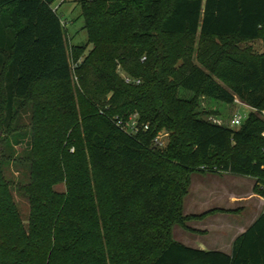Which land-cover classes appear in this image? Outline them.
Wrapping results in <instances>:
<instances>
[{
	"label": "trees",
	"instance_id": "16d2710c",
	"mask_svg": "<svg viewBox=\"0 0 264 264\" xmlns=\"http://www.w3.org/2000/svg\"><path fill=\"white\" fill-rule=\"evenodd\" d=\"M54 1L0 0V133L32 105L27 223L0 160V264H264V213L230 254L173 235L233 213H185L195 174L253 178L264 198V55L241 46L264 38V0H78L88 44L72 48ZM202 97L252 112L233 129ZM135 114L136 136L116 124Z\"/></svg>",
	"mask_w": 264,
	"mask_h": 264
},
{
	"label": "rangeland",
	"instance_id": "374dc122",
	"mask_svg": "<svg viewBox=\"0 0 264 264\" xmlns=\"http://www.w3.org/2000/svg\"><path fill=\"white\" fill-rule=\"evenodd\" d=\"M53 6L55 8L60 6L58 9V13L61 16L63 24L65 25L67 30L66 37L67 42L69 44V48H72L73 46L87 45L88 34L87 31L83 29L84 22L81 16L82 9L78 0H55ZM241 46H248L257 55H264V38L242 43ZM91 48L92 47L89 46L88 51ZM120 73L123 74L124 72L121 71ZM38 89L39 91H46V93H48L47 96L50 97L56 94L55 85L51 83L43 85L40 84L38 86ZM186 95L191 94L184 90L180 91L181 97ZM240 103L241 104L234 103L233 105H229L226 103L216 102L202 97L199 107V113L203 117L214 118L217 121H221L226 125H230L232 119L236 115L241 116L243 122H245L251 114L252 109L241 101ZM31 110V102L27 103V105L20 110V114L16 119L14 125L18 128L17 132L9 136L0 133V160L1 162H3L4 174L6 176L7 181L11 183L12 195L25 223H27L30 215V204L29 200L23 194L20 193V188L28 185L30 181V165L29 163L25 162V160L31 153V148L29 145L31 134ZM20 133H25V137L23 139V142H21L20 144H16V141L20 139ZM159 136L162 138V141H164L166 145L167 141L169 140L168 132L162 131ZM250 188V185L244 184L241 190L243 192H247L250 191ZM196 189L197 180H195L194 182V191ZM55 190L60 193L65 192V184L61 183L55 186ZM228 207L232 206L228 205ZM207 229H209V231H212L213 227L211 225H207ZM189 233V230L177 226L174 229V239L181 240L183 242H188L189 239L187 237L189 236ZM212 233H208L210 234L208 236L209 238H212Z\"/></svg>",
	"mask_w": 264,
	"mask_h": 264
},
{
	"label": "crops",
	"instance_id": "0c3cea01",
	"mask_svg": "<svg viewBox=\"0 0 264 264\" xmlns=\"http://www.w3.org/2000/svg\"><path fill=\"white\" fill-rule=\"evenodd\" d=\"M59 7L53 6L57 11ZM195 180L197 189L194 191ZM244 184L250 185V191L241 190ZM255 184L253 178L228 173L193 175L190 193L185 200L187 215L199 216L216 210L233 213L217 212L202 220L192 221L188 226L203 234L190 232L188 242L175 240L195 249L230 254L235 240L264 213V198L254 193ZM207 225H211L213 230L209 231ZM210 232H213L212 238L208 237Z\"/></svg>",
	"mask_w": 264,
	"mask_h": 264
},
{
	"label": "built area",
	"instance_id": "2783aa9c",
	"mask_svg": "<svg viewBox=\"0 0 264 264\" xmlns=\"http://www.w3.org/2000/svg\"><path fill=\"white\" fill-rule=\"evenodd\" d=\"M126 84H136L139 85L141 83L140 80H135L131 77L124 76ZM75 81L77 82V77H75ZM236 104H241L238 99L235 100ZM219 123H222L221 121H218ZM116 124L119 128H121L123 131H125L128 134L131 135H138L142 131H148L149 127L147 125H144L140 122L139 116L137 114L130 116L127 120L122 118H116ZM243 124V119L241 116L236 115L231 123L230 127L233 129L239 128ZM153 145L157 147H164L165 142L162 141V138L158 135L153 139ZM71 152H74V149L71 150Z\"/></svg>",
	"mask_w": 264,
	"mask_h": 264
}]
</instances>
